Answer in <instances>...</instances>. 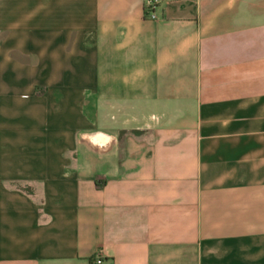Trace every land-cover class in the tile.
Returning <instances> with one entry per match:
<instances>
[{
  "label": "crops",
  "instance_id": "0c3cea01",
  "mask_svg": "<svg viewBox=\"0 0 264 264\" xmlns=\"http://www.w3.org/2000/svg\"><path fill=\"white\" fill-rule=\"evenodd\" d=\"M0 0V264H264V0Z\"/></svg>",
  "mask_w": 264,
  "mask_h": 264
},
{
  "label": "built area",
  "instance_id": "2783aa9c",
  "mask_svg": "<svg viewBox=\"0 0 264 264\" xmlns=\"http://www.w3.org/2000/svg\"><path fill=\"white\" fill-rule=\"evenodd\" d=\"M160 0H145L144 2V17L147 19H154L155 18V9L158 5ZM93 264H101L102 259L100 256H96L92 260Z\"/></svg>",
  "mask_w": 264,
  "mask_h": 264
}]
</instances>
